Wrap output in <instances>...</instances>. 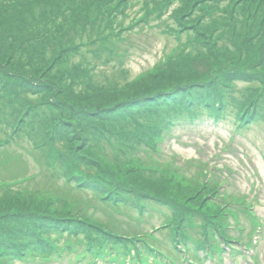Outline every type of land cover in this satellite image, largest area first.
I'll return each instance as SVG.
<instances>
[{"label": "trees", "instance_id": "16d2710c", "mask_svg": "<svg viewBox=\"0 0 264 264\" xmlns=\"http://www.w3.org/2000/svg\"><path fill=\"white\" fill-rule=\"evenodd\" d=\"M8 1L11 2L8 3ZM43 1L50 0H0V46L5 49L8 55L6 58H0V65L5 67L11 58L17 56L14 59L23 61L22 63L29 70V76L35 77L36 68L45 65V67L47 66L46 73L52 79V85L49 89L46 88L42 91H38L39 88H30L21 84L15 85L14 88H12L14 85L11 86V90H9L6 86H2L5 84V79L0 76V121L3 122L0 124V130H11V133L18 136L26 132L29 124L37 128V137L33 142H35L37 149L41 150L45 147V141L57 139V142L55 140L56 143H53L55 149L52 153H56V156L60 155L59 159H62V157L69 158V163L64 169V171H67L66 176L69 178V182L78 183L81 174H83L84 180L79 187L92 186L91 182L97 183L98 187L103 188V184L106 182L105 177L109 180L115 179V174L109 170V165L120 172H117V175L125 173L128 169H135L136 172L140 171V169H137L140 165V162L137 163V150L140 149L137 146L138 143L133 144V147L131 144L111 141L110 139L114 140V133H125L126 136H129V131H133L134 138L139 140V138L148 139L151 132L149 133L147 129L140 130L137 128L134 130L132 128L135 127L136 119L139 117L140 106L137 109H130L131 106L124 105L122 108L125 110L120 109L117 112L108 111L105 113L107 107L101 106L96 100L105 96L104 89L112 90L117 86L109 83L112 81L110 78L106 81L109 84H103L92 79L90 72L88 75L85 72L82 73L79 67L84 66L83 62L85 60L75 63L73 56L84 45L90 44V56L97 61L102 60L104 55L116 59L120 58L122 54L111 53L118 50L117 34L122 32V22H119L117 27L110 24L111 30L109 31L107 28L104 31L103 28L107 22L106 18L112 17L115 12H118L119 16L124 14L129 16L127 11L133 0H61L60 3L58 2L59 6L56 13L47 19L43 18L36 21L45 11ZM212 1L216 3L219 0H195L191 4L182 2L179 6L181 7L180 10H174L168 16L169 22L166 20L169 23V26L166 25L168 30L176 31L179 34L188 25L187 20H194L191 25L195 27L194 30L201 34L197 36L199 41L195 39L197 42H194L191 38L188 39L186 50L190 57H185L184 62H181L179 57V61L185 63L183 65L188 67L190 71L184 75L179 73L180 76L175 77L173 84L167 87L165 91L177 94L184 90V84L190 79L191 82L204 86L207 84L214 85L216 81L218 84L228 86V89L233 90L234 87L236 88V84L231 89L230 83L234 79L229 74L233 67L240 73L259 76L257 79V95L253 99L261 107L254 108V111L247 110L248 113L255 114L261 108H264V0H245L243 4H241L243 0H233L232 4L230 2L231 5L229 4L224 9L228 11L227 14L224 13L225 16H222L226 17L225 21L222 20L218 24H211V20L216 15L213 10L212 16H207L206 12L201 16L204 6H209ZM201 3H203L202 6ZM55 5L56 0L52 6ZM101 5L108 9L106 14L101 17L103 25L98 28L101 35L98 34L96 29H91L89 34V32L82 29L83 25H88L87 20H84L85 15H88L90 19V13L94 14L96 7L98 8ZM240 5L243 7L236 11ZM166 8L167 4L164 2L156 6L154 10H144L143 18L148 19V22L159 17L162 18L165 15ZM196 10L201 12L198 17H194ZM69 13L70 16L68 17ZM17 16H20L19 19L21 20H26L30 27L24 29L21 24L19 25ZM60 17L64 18L60 20ZM205 17H208L209 21L206 19L208 23L205 22ZM11 18L16 20H11ZM58 18L59 20H57ZM130 21V25L126 24L125 28L130 27L132 29L134 25H140L142 22L141 16L131 17ZM218 28L223 29V31L218 32ZM12 31L17 32L19 37H13L10 34ZM71 32L73 33L71 34ZM20 39L26 48L18 50ZM112 44L113 47H111ZM209 46L213 49V54H210L208 50L204 51V47L210 50ZM191 47L197 50L196 53L190 51ZM178 49L180 50V47ZM214 49H217V51ZM74 69L77 71H74ZM188 75H190V79L187 78ZM121 76V78H124L122 73ZM59 85L69 91L71 95L68 98H61L63 92L59 89ZM135 86L137 85H133L132 88ZM52 89H54V93ZM218 89L209 91V93L218 95L220 93ZM189 91L191 92L193 89L189 88ZM108 94L114 93L109 92ZM172 97L174 96L167 100ZM225 97L227 95H222L219 98L224 99ZM59 100L68 102L63 104ZM89 100L90 105L86 103ZM213 100L214 106L218 105V100L215 98ZM28 101H32V104H29L24 114L20 115V110H24L22 107ZM161 101L163 100L152 101L157 103L153 108H148V110L153 111V115H150L145 122L149 129L156 132L162 128L161 125L166 121L164 104L159 103ZM179 102L169 106V111L174 116L184 115L188 111V106L182 103L183 100ZM133 106L135 105L133 104ZM233 107L234 109H228V115H232L236 110V107ZM132 111L134 113H131ZM11 121L13 122L10 123ZM40 128L41 130H39ZM48 134H50L49 137H47ZM61 142L63 144L59 146ZM103 146L108 147L113 155H120L119 153L122 152L123 163L117 162L116 157L115 161L111 162L106 157V150H102ZM90 157L94 161H90ZM68 168L73 169V171H69ZM75 169H78L81 173L74 172ZM98 172L105 174V176L99 178L102 181L95 180ZM59 173L63 172L59 171ZM127 184L128 182H126ZM125 191L136 193L132 187ZM147 197L149 196L139 198L147 199ZM66 203L69 204L67 201ZM71 205L80 212V216L68 214L56 208L55 205L52 208L46 207L42 214L44 217H41V214L38 213L33 220L30 218L29 223L26 225L20 223L23 222L21 217L15 220L0 215V226L4 223L3 228L0 227V261H6L9 258L10 250L17 254L22 253L25 249L39 248L40 250L42 248L44 242L38 237L33 238L34 242L32 244L26 245L20 235L21 229L37 228L41 230L40 228H42L48 235L53 233L60 235L64 231L71 232V234L76 233L77 241L74 242L75 239L67 237L65 244L66 249L76 253L92 250L93 248L90 246L92 240H99L100 242L105 239L107 243L113 246L119 245L122 241L119 237L108 232H102L95 226H90V219L86 215L88 206ZM205 205L201 200H196L193 204H187L185 211L176 212L173 217H170V220L173 219L180 227L177 232L171 231L174 240L183 239L185 236L190 238L189 228H195L196 226L205 232L206 243L209 239L219 237V234L225 241L228 240V237L222 235L220 228L216 226L218 219L223 222V211L216 208L210 209L207 213L198 212V209H204ZM13 217L16 218V213L13 214ZM178 218L182 220L180 223ZM199 219H201V223H197ZM85 221L87 222L85 223ZM36 224H40V226L37 227ZM96 235H98L97 238ZM55 249L57 247L54 245L52 249L45 252H52ZM97 252L99 253V251Z\"/></svg>", "mask_w": 264, "mask_h": 264}, {"label": "rangeland", "instance_id": "374dc122", "mask_svg": "<svg viewBox=\"0 0 264 264\" xmlns=\"http://www.w3.org/2000/svg\"><path fill=\"white\" fill-rule=\"evenodd\" d=\"M60 1L61 0H56V5L54 7L52 5L55 0L43 1L45 11L36 21L42 20L43 18L47 19L48 17H51L52 14L56 13L59 6L58 2L60 3ZM141 1L142 2H135L132 7L134 8V12L141 10L142 7H147L148 9H153L155 7L152 5V1L154 0ZM193 1L195 0H176L165 16L173 10L179 11L181 8L179 6L182 2L184 4H191ZM230 1L231 0H219L216 3L214 1L210 2L209 6H204L205 10L202 9L203 12L201 16H203L205 12L207 16H212L211 10H213L216 12V15L213 19L210 18L212 19L211 24L220 23L222 20L225 21L226 17L222 16H225L224 13H228V11H225L224 9L230 4ZM10 2L11 1H8V3ZM154 2L157 3L159 0H155ZM200 5L202 6L203 3ZM107 10V8L101 5L98 8L96 7L94 14L90 13V19L88 18V15H85L86 18H84V20H87L88 25H83L82 29L89 32V34L91 29H96L98 34L101 35L98 28H100L102 23L101 17L106 14ZM197 12L198 10L194 12V17L200 15V13L197 14ZM69 16L70 13L68 17ZM19 17L20 16H17L19 25L21 24L24 29H28L30 24L24 19H19ZM63 18L60 17V20ZM207 18L208 17H205L206 23H208L206 21ZM11 20H14V18H11ZM57 20H59V18ZM166 20L168 21L169 19H156L146 28H138L140 30L136 29L131 32H124L123 37L118 42L119 47L127 49V58L123 67L118 66L117 62H114L115 60L110 63H98L95 60L90 62V44L87 46L84 45L79 52L74 53L73 61L76 63L80 60L86 61L88 59L90 66L94 63H98L99 65L95 70L96 81L106 84L105 81L108 78H112L111 83L114 84V86H117L112 91H116L114 94L104 93L105 96L96 100L101 106L107 107L105 113L108 111L117 112L120 109H124L122 106L128 105L131 106L130 109H137L140 106L141 111H139V113L153 115V111L151 109L148 110V108H153L157 102L154 103L152 101L158 100H163L159 103L168 105L183 100L182 103L187 105L188 109L190 106L197 104L193 107L195 110L188 111L186 116H195L202 120L192 125L181 122L180 125L171 132L172 135L170 136L173 137L168 136L166 143L163 145L164 153L169 155L177 154L178 157L182 158L180 159L181 161L179 160L180 163H185V160L189 159H202L221 168V176L228 177L232 182L228 191H223L219 194L218 192L220 190L218 189L213 194L201 193V182L210 183V185L206 187L207 191L213 190L215 185L225 186L227 184L226 180L218 181L211 179L209 174L202 177L197 183L190 184V182H186V177L181 169H174V180L170 179L168 175L159 176L155 173H150L151 170H149L146 174L142 173V182L139 187L135 188L136 193H134V195L138 197L131 198L129 205L124 204L118 208H109L107 205L103 204L102 200L100 201V198L98 197V194H103L106 189L104 188L103 192L99 191L101 188L98 187L97 183L90 182L92 185L91 187L94 189L89 190V187H87L88 191H78L73 185L68 186L65 184L63 179L57 180L56 178L53 180L48 175V167L45 165L44 161H41L40 159L41 150L37 151L32 148L34 144H32L31 141L37 137L38 133L36 128H29L24 134L18 136L12 135L9 137L11 144L5 146L2 149V152H0V182L5 185L10 184L12 189L9 190V193L12 194L25 192L28 195H39L38 192L34 190V187L46 185L47 188L56 191L59 195L57 198H51V202L55 203V207L71 215H79L80 213L71 204L90 206V213H88V215H90V226H95L97 229L114 234L115 236H119L122 231H126L127 228H130L134 231H129L126 235V238L129 239H135V236L139 234L144 235V238L148 239L144 241L146 248L153 254L162 256L160 258L150 256L156 260V264H208V261L213 264H232L229 262V259L225 261L224 256H226V251L224 252V246L226 242L222 239L223 237L220 236V234V245L218 242L212 240H209L208 243H206L202 238V235H204L205 232L201 228H198L195 233L191 234L198 243L195 244L188 241V237L185 236L183 237V240L180 241V249H178L173 241L171 245V234L167 237L165 233L162 232L163 235L160 233L159 238L154 240L152 238L153 234L150 231V227L155 223H169L170 226L167 230L174 232L179 231L180 227L173 221V219L169 220L161 217H167L173 213L185 211L187 204H193L196 200H201V202L206 204L204 209H198V212L202 213H207L210 209H216L215 205L222 203L225 199L237 202L246 211H249L252 207L251 201H253L255 209L260 216L256 221H253L251 217L246 215L245 217H237L235 220L237 224L242 223L238 225L243 228H240L237 224L232 225L230 220L221 222L220 219L216 221V226L217 228H220L219 230L222 235L229 237L228 241H241L244 237H251L252 242L249 246H247V242L245 245L243 244L242 247L241 244L238 246L240 248L235 254L233 264H264V114H262L261 111L258 120L253 123L249 129L241 130V134L238 133L236 136L232 121L212 116L210 113L211 111L203 107L202 97L206 91L209 90L211 92L212 89L216 90V88H214L215 85L207 84L204 86L193 83L189 77L190 75H188L187 78L190 80L184 84L185 87L183 91L177 94L170 93L171 91H165L167 87L173 84L175 77L180 76L179 73L184 75L190 71L188 67L183 65L185 63L181 62H184L185 57H190L186 50L189 42L188 39L191 38L194 42H197L199 41L197 36L201 34L194 30L193 28L195 27L191 25L194 20H187L188 25L179 34L176 31L168 30L166 25L169 26V21L167 22ZM207 20L209 21V19ZM72 33L73 32H71V34ZM10 34L13 37H19V34L15 31H12ZM178 47H180V50L178 49V51H176ZM24 48H26V46H23L22 40L20 39L18 41V50ZM206 50L213 54V49H211V47L210 50L204 47V51ZM169 51H172V53L175 52L172 66H168L163 70L169 71L162 72L161 74L154 73L152 76L148 77L146 72L153 71L157 66L161 67L165 55ZM190 51L196 53L197 50L191 47ZM6 56L8 55L5 49L0 46V58H6ZM179 57L181 58V62L179 61ZM14 58H17V56H14ZM14 58H11L5 67L0 65V76L5 79V84L2 86H6L9 90H11V86L14 85L12 87L14 88L15 85L18 84L30 88H39L38 91L45 90L46 88L49 89L52 85V79L48 76V73H46L47 66H38L36 68V73L34 74L35 77H31L28 75L29 70L26 65L22 63L23 61L21 59L15 60ZM107 58L111 59L109 56H107ZM110 65H114L117 69L113 71ZM124 70L125 75L129 76V78L127 77L125 80H122L119 76ZM74 71L77 70L74 69ZM229 74L234 77L233 81L237 86L234 88L235 90H230L228 88L225 90L226 93H229L228 103L230 107V96L236 93L235 96L239 101L246 100L245 92L252 86L253 81H256L259 76L240 73L233 67ZM142 76H144L145 79ZM132 78H140L142 80L134 84L137 85L134 88H124L128 85L126 82ZM58 87L63 92L61 98H68L71 95L62 85H59ZM189 88L193 89L192 92H194V94L199 95H197L199 98H197L196 103H194L195 99L193 93H189L190 91L188 92ZM52 91L54 93V89H52ZM171 96H174L172 98H174L175 101L173 99L174 102L171 101L170 103L167 99ZM59 101L63 104H67L68 102L64 100ZM86 103L90 105V100ZM29 104H32V101H28L27 104H24L22 107L24 110H20V115H22V113L24 114ZM133 104L135 106H133ZM244 105V103H236V107L238 108H243ZM232 107L233 106H231V108ZM12 122L13 121L10 123ZM2 123L3 122L0 121V124ZM4 123H6V121H4ZM8 132L11 133V130H0V140H5ZM49 136L50 134L47 135V137ZM120 136L121 134L114 133L116 139H119ZM60 145L62 146L61 143H59V146ZM226 145L229 147V150L224 148ZM104 149L107 153L106 157H108L110 161L114 162L116 157L117 162L120 164L123 163L124 159L122 158V152L119 153L120 155H113L108 147L105 148L103 146L102 150ZM51 154L57 157L56 153ZM58 161L62 162L63 160L61 159ZM90 161H94L92 157H90ZM67 165V163H64L65 168ZM114 169L116 170V168ZM137 169L146 170L141 167H138ZM190 169L194 170L195 168ZM68 170L73 171L71 168H68ZM75 171L81 173L78 169H75L74 172ZM188 173L189 172L187 171L186 175H188ZM191 173H194V171H191ZM32 174L38 175L20 181V179L29 177ZM102 176H105L102 172L96 174L98 179ZM114 176V180H109L105 177L106 182L109 185V189L107 190L112 193V190L115 189L114 193L119 196V199H122L126 192V179H130L129 174L125 172L121 173V175ZM194 176H196V174H194ZM16 181L18 184H13ZM52 190H50V192L55 195V192ZM1 195L2 193H0V196ZM144 196H149L147 198L154 200L139 198ZM164 200L168 203V206L164 204ZM66 201L69 204H67ZM5 205L6 202L0 198V213ZM132 220L141 221L140 228H131L128 223ZM178 221L180 223L182 220L178 218ZM229 231L234 234L231 235ZM49 236H54V234ZM161 238L164 239V242ZM199 242L205 243L200 244ZM131 245H137L140 247L139 243L136 241L131 242ZM132 246H130L129 249L131 251L134 249ZM220 256H222V259ZM133 261H135V259ZM14 262L15 264H60L59 261L29 263L18 260ZM121 263V260L115 254L103 255L102 253L90 255V258L87 255L81 261L72 260L70 262V264ZM64 264L69 263L66 261Z\"/></svg>", "mask_w": 264, "mask_h": 264}]
</instances>
